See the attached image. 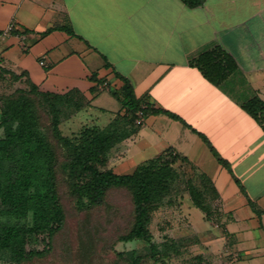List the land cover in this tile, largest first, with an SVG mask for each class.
<instances>
[{"label":"crops","instance_id":"crops-1","mask_svg":"<svg viewBox=\"0 0 264 264\" xmlns=\"http://www.w3.org/2000/svg\"><path fill=\"white\" fill-rule=\"evenodd\" d=\"M253 2L252 12L231 19L244 0H205L197 7L183 0H0V68L25 72L19 81L28 76L43 91L80 90L93 104L104 91L112 94L102 83L122 86L117 70L131 79L137 97L182 116L230 162L247 194L198 133L166 114L143 117L138 131L119 144H160L155 154L173 148L188 157L219 192L224 228L238 260L245 251L264 264V127L238 102L253 93L264 99V28L238 32L234 44L226 40L229 29L264 15L263 1ZM12 21L15 29L6 32ZM214 44L231 53L239 67L221 86L190 63ZM94 73L104 81L96 82ZM98 109L113 114L122 104Z\"/></svg>","mask_w":264,"mask_h":264},{"label":"trees","instance_id":"trees-1","mask_svg":"<svg viewBox=\"0 0 264 264\" xmlns=\"http://www.w3.org/2000/svg\"><path fill=\"white\" fill-rule=\"evenodd\" d=\"M183 1L189 7L205 3V0ZM61 28L74 34L68 26ZM190 63L217 86L236 76L239 70L234 56L220 44L200 51L190 59ZM25 74L11 72L12 77L17 79ZM115 74L122 80V86L118 89L111 85L108 87L130 116L122 119L118 118L121 115L116 116L103 128L84 125L73 136L64 135L59 127L60 104L73 93L83 95L80 90L65 93L43 91L27 76L24 82L29 86L30 93L20 89L16 94L0 99L3 101L0 129L4 132L0 136V260L9 259L20 263L34 254L48 252L66 217L57 185L55 150L40 126L37 105L31 94L39 100L42 98L53 114L52 133L68 152L64 168L69 188L76 197L78 206L83 208L103 204L111 187L131 188L134 203L133 226L120 239L147 242L151 257L159 264H167L165 258L170 255V251H178V248L173 239L163 243L153 240L150 230L152 209L169 194L171 184L178 176L173 164L178 161L192 163L188 157L168 148L158 156L139 163L132 172L117 173L108 168V155L112 148L138 131L141 124L135 122L138 111L141 112V118L163 113L191 127L207 143L218 162L230 170L242 191L247 194L230 162L219 153L206 134L193 128L179 114L155 107L144 97H137L131 79L117 70ZM92 78L99 83L104 81L97 78L96 73ZM238 102L264 127V99L260 95H242ZM200 174V184H196L193 178L188 179V192L193 204L203 211L206 218H210L213 212L210 203L212 195L216 200L220 199V195L212 179L204 172ZM249 203L254 210H258L253 200L249 199ZM39 236H43L44 249L38 250L34 246L28 249ZM121 254L127 255L134 263L143 259L135 250Z\"/></svg>","mask_w":264,"mask_h":264},{"label":"rangeland","instance_id":"rangeland-1","mask_svg":"<svg viewBox=\"0 0 264 264\" xmlns=\"http://www.w3.org/2000/svg\"><path fill=\"white\" fill-rule=\"evenodd\" d=\"M262 1L261 5L264 6V0ZM254 3L253 0H244L243 4L236 6V9H240V14L234 13L228 17L239 19L245 16L255 9ZM250 28H264V15L246 21L242 27L236 26L229 29L226 31V40L238 39V32L249 31ZM222 40L224 41L225 38ZM247 40L251 43L253 39L248 36ZM20 89L27 92L30 90L24 80L19 81L0 68V99L16 94ZM30 96L35 99L40 126L51 140L55 150L57 185L66 217L63 227L54 236L48 252L34 254L20 263L2 259L0 264H159L151 257L147 242L120 239V236L129 232L133 226L134 203L131 188L111 187L103 204L83 208L78 206L76 197L69 188L64 168L68 152L52 133L53 114L42 98L39 100L38 97H34V94ZM2 104L3 101L0 100V113ZM121 104L107 90L94 104L84 94L73 93L60 104L59 127L62 133L68 136L78 134L84 125L103 128L116 116L121 115L118 118L122 119L125 116L129 117L130 114L126 108L113 114L102 113L98 106L107 105L110 109H118ZM140 120H142L141 112L138 111L136 124H139ZM3 133L1 128L0 136ZM157 147H160V144H117L108 155V168L117 173L132 172L140 162L159 155L155 154ZM173 166L177 169L178 176L171 184L169 194L154 205L153 219L150 223L154 241L160 243L172 239L176 241L178 251H170V255L165 258L166 263L258 264L256 257H250V254L245 251L242 253L243 258L238 260L240 258L238 251L230 247V240L224 228V218L221 216L220 199L216 200L212 195L210 203L213 212L210 218L203 216V211L192 203L187 181L193 178L196 184L202 182L198 167L180 161ZM32 246L38 250L44 249L43 236L37 237L28 249ZM238 247L241 248V245ZM133 250L142 255L143 259L138 263L132 262L127 255L121 254Z\"/></svg>","mask_w":264,"mask_h":264},{"label":"built area","instance_id":"built-area-1","mask_svg":"<svg viewBox=\"0 0 264 264\" xmlns=\"http://www.w3.org/2000/svg\"><path fill=\"white\" fill-rule=\"evenodd\" d=\"M15 27H16V23L14 22V21H12L9 25H8V27H7V29H6V32H11V31H13L14 29H15ZM40 63L41 64H45V60H40ZM106 86H108V83L107 82H104V83H102V85H101V87L102 88H105Z\"/></svg>","mask_w":264,"mask_h":264}]
</instances>
